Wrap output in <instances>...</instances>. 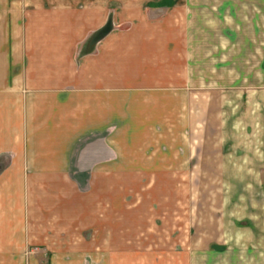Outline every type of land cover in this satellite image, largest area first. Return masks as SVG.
Returning <instances> with one entry per match:
<instances>
[{
  "label": "crops",
  "instance_id": "0c3cea01",
  "mask_svg": "<svg viewBox=\"0 0 264 264\" xmlns=\"http://www.w3.org/2000/svg\"><path fill=\"white\" fill-rule=\"evenodd\" d=\"M122 1L0 0V264H85V231L104 241L106 208L135 206L104 188L166 137L180 46Z\"/></svg>",
  "mask_w": 264,
  "mask_h": 264
},
{
  "label": "rangeland",
  "instance_id": "374dc122",
  "mask_svg": "<svg viewBox=\"0 0 264 264\" xmlns=\"http://www.w3.org/2000/svg\"><path fill=\"white\" fill-rule=\"evenodd\" d=\"M122 2L138 5L133 23L177 36L168 69L180 94L165 98L162 143L105 186V200L135 206L106 208L104 241L85 231V264H264V0ZM112 14L104 30L116 29Z\"/></svg>",
  "mask_w": 264,
  "mask_h": 264
},
{
  "label": "water",
  "instance_id": "95a60500",
  "mask_svg": "<svg viewBox=\"0 0 264 264\" xmlns=\"http://www.w3.org/2000/svg\"><path fill=\"white\" fill-rule=\"evenodd\" d=\"M105 32L107 33V32H108V30H105Z\"/></svg>",
  "mask_w": 264,
  "mask_h": 264
}]
</instances>
